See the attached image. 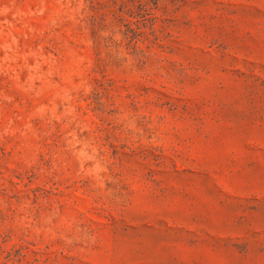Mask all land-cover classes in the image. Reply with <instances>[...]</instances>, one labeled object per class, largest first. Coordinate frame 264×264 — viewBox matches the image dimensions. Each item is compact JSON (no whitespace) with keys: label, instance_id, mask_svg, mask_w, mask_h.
<instances>
[{"label":"rangeland","instance_id":"1","mask_svg":"<svg viewBox=\"0 0 264 264\" xmlns=\"http://www.w3.org/2000/svg\"><path fill=\"white\" fill-rule=\"evenodd\" d=\"M0 264H264V0H0Z\"/></svg>","mask_w":264,"mask_h":264}]
</instances>
